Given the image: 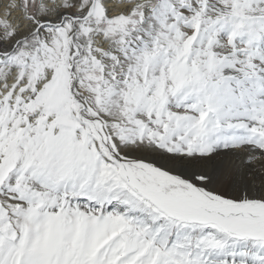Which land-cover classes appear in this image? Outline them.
I'll return each mask as SVG.
<instances>
[{
    "label": "snow or ice",
    "instance_id": "1",
    "mask_svg": "<svg viewBox=\"0 0 264 264\" xmlns=\"http://www.w3.org/2000/svg\"><path fill=\"white\" fill-rule=\"evenodd\" d=\"M0 264H264V0H0Z\"/></svg>",
    "mask_w": 264,
    "mask_h": 264
}]
</instances>
